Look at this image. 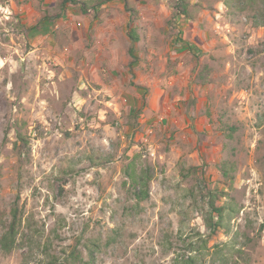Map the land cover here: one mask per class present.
Here are the masks:
<instances>
[{"label":"rangeland","instance_id":"obj_1","mask_svg":"<svg viewBox=\"0 0 264 264\" xmlns=\"http://www.w3.org/2000/svg\"><path fill=\"white\" fill-rule=\"evenodd\" d=\"M62 1L0 0V237L18 207L23 240L0 264H36L46 243L87 259L90 242L95 264H175L191 245L196 264H264L261 16L222 0H130L138 19L125 0L85 15ZM136 156L154 175L139 207L124 174ZM213 197L241 211L209 237Z\"/></svg>","mask_w":264,"mask_h":264},{"label":"trees","instance_id":"obj_2","mask_svg":"<svg viewBox=\"0 0 264 264\" xmlns=\"http://www.w3.org/2000/svg\"><path fill=\"white\" fill-rule=\"evenodd\" d=\"M113 0H63L62 1V10H66L69 4L78 7L82 14H88L90 10H98L104 5L110 3ZM224 6L227 8L230 15H235L237 13H255L259 18L264 21V0H222ZM125 8L129 11L134 19L139 18V12L132 5L130 0H125ZM182 14L187 16L189 19H193L194 16L186 9L183 8ZM264 25V23H263ZM135 41L138 40L137 35L131 33ZM19 139L29 146L28 139L22 135L18 134ZM222 174L229 178V164L223 162L220 168ZM124 174L126 177L125 185H129L133 196L137 200L136 206L139 207L142 202L147 201L150 198V184L153 180V172L151 168H143L139 166V158L136 156L127 164L124 168ZM209 211L205 215L204 220L205 224L210 229L209 237L216 235L221 229L226 228L225 220L232 219L234 214H238L241 211V207H238L234 204V199L229 198V200L224 205H217L215 197L209 201ZM229 214V215H227ZM10 221L6 225L1 237H0V248L5 254L12 253L18 246L22 245L23 240L19 238L22 237L21 228H22V216L19 213L18 207H13L10 213ZM228 231V227L226 228ZM26 237H24L25 239ZM29 240V238H26ZM203 245L202 248H207L208 240L202 239ZM32 245L39 243L38 238L35 236L30 237ZM51 245L46 243L43 245L45 256H42L36 264H95L96 261V250L99 249L100 245L95 242L86 243V248L88 251V258L83 257V253L74 248L72 251L65 254V257H60L48 251ZM229 245L226 243L224 246L219 248L215 253L219 260L222 262L228 261L232 256L224 255V251L228 248ZM186 250V249H185ZM189 250L190 255L184 253L179 254L175 259V264H196L197 256H193V252L196 249L191 245ZM230 251V250H229ZM240 256H242V251H237ZM231 253V252H229ZM227 256L228 259H225ZM234 264H240V262L234 259Z\"/></svg>","mask_w":264,"mask_h":264}]
</instances>
